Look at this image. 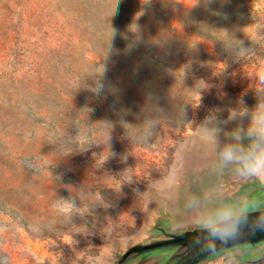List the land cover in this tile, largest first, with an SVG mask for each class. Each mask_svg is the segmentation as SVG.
Instances as JSON below:
<instances>
[{
  "label": "rangeland",
  "instance_id": "rangeland-1",
  "mask_svg": "<svg viewBox=\"0 0 264 264\" xmlns=\"http://www.w3.org/2000/svg\"><path fill=\"white\" fill-rule=\"evenodd\" d=\"M111 11V0H0V223L10 226L0 253L11 264H112L117 251L157 236V219H172L170 230L187 223L188 195L217 183L229 198L242 195L230 173L210 171L216 153L203 123L216 121L223 139L236 127L229 116L264 96L248 78L264 63V0H119ZM99 63L106 90L96 97L79 88ZM178 104L188 124H164L149 147L124 137L119 120L138 125L146 107L167 115ZM102 121L115 124L108 146ZM77 131L105 145L64 156ZM82 184L105 204L65 225L50 202L69 196L63 185ZM34 220L48 227L33 233Z\"/></svg>",
  "mask_w": 264,
  "mask_h": 264
},
{
  "label": "clouds",
  "instance_id": "clouds-1",
  "mask_svg": "<svg viewBox=\"0 0 264 264\" xmlns=\"http://www.w3.org/2000/svg\"><path fill=\"white\" fill-rule=\"evenodd\" d=\"M111 3V15H113L119 0H111ZM108 28L110 41L115 35V30L109 26ZM246 51L247 49L244 50L245 53ZM106 71V65L99 63L79 89L85 88L96 97L103 96L106 90ZM248 78L255 79L264 85V63L260 64ZM108 91L115 92V89L108 88ZM255 95L257 102L253 107L249 108L243 104L242 108H238L229 116L230 121L237 122L236 127L224 133L223 139H221L223 130L217 126L216 121H205L203 126L208 131L205 141L213 147L216 153V158L210 165V171L220 177L227 171L235 182L252 181L264 189V96ZM186 115L184 105L182 107L179 104L176 105L174 112L167 115L162 109L148 106L144 110V119L140 124L133 125L123 119L118 123L124 129V137L129 140L130 144L149 147L160 134L164 124H188L185 123ZM102 122L101 132L108 146L115 124L111 121ZM81 136L82 132L77 131L75 135L67 139L65 143L72 146L74 150L64 156L75 150L85 151L93 144H104L82 142ZM26 166L34 172L42 170L38 162H30ZM178 180V173H174L169 180V186H174ZM132 182L133 177H128L124 183ZM63 187L67 189L69 196L57 195L50 202V208L53 215L65 225L71 226L74 217L78 216L83 219L89 216L91 211L105 204L102 195L91 190L90 187L86 188L84 184L79 187L71 185H63ZM186 209L189 213L187 223H174L172 227V231L180 235L185 234L189 228L196 233L187 246L181 247L182 256L196 249L215 255L218 252V246L221 249L219 251H223L229 248L227 245L230 243L233 245L232 248H239L242 244L238 241L247 240L248 236L264 231V202L253 200L248 195L229 198L223 183L211 186L202 196L188 195ZM46 227L48 224L39 220L28 224V229L36 234ZM8 231H10V226L7 223H0V235ZM0 264H11V258L6 253H0ZM220 264H241V261L238 253L226 251ZM248 264H264V254L249 261Z\"/></svg>",
  "mask_w": 264,
  "mask_h": 264
},
{
  "label": "water",
  "instance_id": "water-1",
  "mask_svg": "<svg viewBox=\"0 0 264 264\" xmlns=\"http://www.w3.org/2000/svg\"><path fill=\"white\" fill-rule=\"evenodd\" d=\"M230 182V186L238 188L236 189L238 193L241 192L242 195H248L253 200L264 202V189L258 187L255 182L239 183L234 180ZM171 226L172 219H169V222L157 219L153 229L158 232V235L140 240L123 250L117 251L116 258L112 264H137L144 256L158 252L167 254L163 264H208L220 260L226 251L233 252L239 249H256L264 244V231H258L254 235L248 236L247 240L238 241V243L242 244L239 248H232L233 245L230 243L227 245L229 247L227 250L219 251L221 249L218 246V252L215 255L196 249L188 255L182 256L180 254L181 247L187 246L196 233L189 228L185 234L180 235L170 230ZM261 254H264V248L253 255H238V258L241 264H248L249 261L257 258Z\"/></svg>",
  "mask_w": 264,
  "mask_h": 264
},
{
  "label": "bare ground",
  "instance_id": "bare-ground-1",
  "mask_svg": "<svg viewBox=\"0 0 264 264\" xmlns=\"http://www.w3.org/2000/svg\"><path fill=\"white\" fill-rule=\"evenodd\" d=\"M175 191H176V190H175ZM172 192H174V191H172ZM174 193H175V192H174ZM174 193H173V194H174Z\"/></svg>",
  "mask_w": 264,
  "mask_h": 264
}]
</instances>
